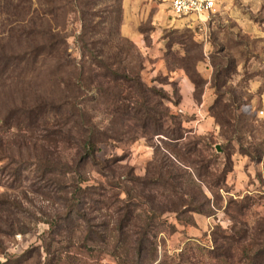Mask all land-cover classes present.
Returning a JSON list of instances; mask_svg holds the SVG:
<instances>
[{"label":"rangeland","instance_id":"rangeland-1","mask_svg":"<svg viewBox=\"0 0 264 264\" xmlns=\"http://www.w3.org/2000/svg\"><path fill=\"white\" fill-rule=\"evenodd\" d=\"M93 1L94 12L101 16L93 22H105V30L93 39L101 44L99 49L105 56L102 60L109 63L133 45L136 51L131 50L129 63L142 64L144 82L167 96L161 111L178 116L187 136L212 138V144L221 148L218 153L228 145L210 113L216 101L215 62L229 69L222 91L239 99L243 133L236 135L241 144L235 141L234 150L226 151V157L232 155L233 172L227 190L221 191L223 203L213 217L192 215L194 222L189 215H165L151 231L157 258L145 262L209 264V252L214 248L212 232L217 227L227 231L232 226L223 211L228 200L253 197L256 204L251 212L264 217V156L252 161L240 153L241 145L264 154V0H220L206 22L175 16L171 0ZM78 2L0 0V203L12 204L8 213L1 212L5 206L0 205V264H118L101 244H91L94 251H89L80 247L79 240L70 246L66 239L50 234V223L64 212L60 185L69 190L79 181L83 190L99 186L104 179L98 169L78 158L76 149L63 145L39 144V150H33L30 135L17 130L18 123L23 127L32 123L39 130L35 137H40L44 127L67 117L68 104L77 90L70 91L65 85L74 81L88 62L79 43L84 22L76 9ZM179 71H184L194 86L195 106L185 108L182 103L179 84L171 78V73ZM192 76L201 81L200 87L191 81ZM84 79L83 86L88 87L89 76ZM82 96L81 104L94 116V123L109 132L110 138H117L118 125L98 99L95 88H86ZM89 98L97 101H87ZM230 98L226 95L220 100L227 103ZM204 102L206 105L201 107ZM31 110L35 113L25 114ZM130 125L133 131L119 141L109 140L102 145L98 158L105 165L119 160L115 167L119 174L126 175L133 169L134 175L144 176L153 158L151 146L159 143L158 137L150 143L134 123ZM35 155L48 158L51 165L45 170L58 171L55 181L44 180L42 168L46 165L30 161ZM63 172L69 174L63 176ZM103 221L99 217L95 225Z\"/></svg>","mask_w":264,"mask_h":264},{"label":"trees","instance_id":"trees-1","mask_svg":"<svg viewBox=\"0 0 264 264\" xmlns=\"http://www.w3.org/2000/svg\"><path fill=\"white\" fill-rule=\"evenodd\" d=\"M94 5L96 2L93 0H79L76 6L84 22L79 43L82 45V56L88 62L76 73L75 80L71 79L65 85L70 91L77 90L73 101L68 104L67 117L53 126L44 127L41 130L44 134L40 137H35L39 130L33 128L32 123L25 127L18 123L17 130L30 135L31 143L34 142L31 144L33 150L38 149L39 144L76 149L78 158L83 162H91L104 179V183L99 186L85 190L81 181L74 183L75 187H70L71 190L64 184L60 185L63 195L59 200L62 201L64 212L50 223L51 236L66 239L70 246L79 240L80 247L89 251H94L91 244H101L118 264H145L157 258V245L151 231L165 215H189L194 222L192 215L209 218L220 209L223 203L221 191L227 190V180L233 172L232 155L226 157V151L234 150L235 141L241 144L240 138L236 139L237 134L243 133V119L238 112L240 103L230 92L222 91L229 69L214 61L213 88L216 101L210 113L220 126L221 137L227 140L228 149L222 146V153H218L212 138L187 136L183 122L177 120L178 116L171 115L167 110V113L161 111L162 102L167 96L144 82L142 64L132 66L129 63L131 50L136 51L133 45L127 42L128 48L109 63L102 60L104 51L99 49L101 44L95 43L93 39L101 34V30H105V22H93L95 18L101 17L99 12H94ZM110 36L111 33L108 34ZM63 43L66 46V42ZM86 75L90 81L88 87L83 86ZM191 79L196 87H200V80H194L193 76ZM84 87L90 90L94 87L98 99L113 115L114 123L118 125L117 138H110L109 132L101 130L94 123V116L81 104L84 100L82 95L86 93ZM226 95L231 98L227 103H222L220 98ZM92 101L97 100L93 98ZM33 113L35 110L25 114L30 116ZM130 123L147 135L148 142H154L158 137L156 140L159 143L151 146L153 158L144 176L134 175L133 169H129L126 175L119 174L115 168L119 160L114 159L105 165L98 158L102 145L109 140L119 141L120 137L122 139V136L128 135L129 130L133 131ZM240 147V153L252 161H260L264 156L260 150L253 149L252 152ZM34 158L31 157L30 161L46 165L42 168L44 180L55 181L58 171L45 170L51 165L48 158H38L36 155ZM16 175L20 176L21 172ZM204 188L212 195V199ZM255 204L253 197L227 201L223 211L232 226L227 231L217 227L212 232L214 248L209 252V264H264V217L251 212ZM0 205L5 206L1 212H10L7 210L12 206L10 202H1ZM99 217L104 221L95 225ZM51 249L50 244L48 250ZM10 263L7 261L5 264Z\"/></svg>","mask_w":264,"mask_h":264},{"label":"built area","instance_id":"built-area-1","mask_svg":"<svg viewBox=\"0 0 264 264\" xmlns=\"http://www.w3.org/2000/svg\"><path fill=\"white\" fill-rule=\"evenodd\" d=\"M220 0H171V10L177 17H195L203 22L213 14Z\"/></svg>","mask_w":264,"mask_h":264},{"label":"crops","instance_id":"crops-1","mask_svg":"<svg viewBox=\"0 0 264 264\" xmlns=\"http://www.w3.org/2000/svg\"><path fill=\"white\" fill-rule=\"evenodd\" d=\"M179 72L171 73V78H172V81L177 82L179 84V90H180V94H181L182 103L184 102L183 104H184L185 108H186V106H189V105L195 106V104H194V92H195L194 86L190 82L189 78L187 77V75L185 74L184 71H179ZM205 105H206V103L204 102V104H202L201 107H204ZM208 123H211V122L209 121Z\"/></svg>","mask_w":264,"mask_h":264},{"label":"water","instance_id":"water-1","mask_svg":"<svg viewBox=\"0 0 264 264\" xmlns=\"http://www.w3.org/2000/svg\"><path fill=\"white\" fill-rule=\"evenodd\" d=\"M217 149H218L219 152H221V148H220V146H218Z\"/></svg>","mask_w":264,"mask_h":264}]
</instances>
